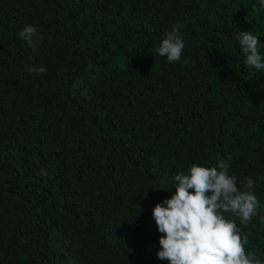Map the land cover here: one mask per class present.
<instances>
[{
  "label": "trees",
  "instance_id": "1",
  "mask_svg": "<svg viewBox=\"0 0 264 264\" xmlns=\"http://www.w3.org/2000/svg\"><path fill=\"white\" fill-rule=\"evenodd\" d=\"M253 4L0 0V264H169L152 208L192 164L252 177L264 215V71L237 39L258 35L264 56ZM176 24L169 63L156 50ZM240 227L264 261V221Z\"/></svg>",
  "mask_w": 264,
  "mask_h": 264
},
{
  "label": "clouds",
  "instance_id": "2",
  "mask_svg": "<svg viewBox=\"0 0 264 264\" xmlns=\"http://www.w3.org/2000/svg\"><path fill=\"white\" fill-rule=\"evenodd\" d=\"M252 7L254 12L264 11V0H259V7ZM181 27L176 24L165 32L156 50L169 63L180 61L185 48ZM18 36L33 48L35 41L43 38L38 28L30 24L20 29ZM237 39L245 65L264 71L258 35L239 31ZM28 71L40 75L46 69L33 66ZM228 168L229 164L220 160L214 167L192 164L187 174L174 175L175 192L152 208L157 231L162 234L158 259H166L169 264H264L254 251L246 254L249 236L240 227H246L253 217L264 221V215L259 213L261 203L254 192L255 181L246 177L238 187L239 178L230 175ZM41 174H46L43 169ZM260 180L264 181V177Z\"/></svg>",
  "mask_w": 264,
  "mask_h": 264
}]
</instances>
